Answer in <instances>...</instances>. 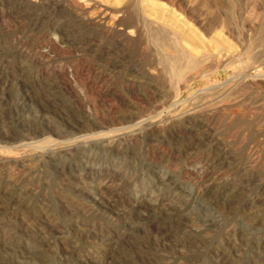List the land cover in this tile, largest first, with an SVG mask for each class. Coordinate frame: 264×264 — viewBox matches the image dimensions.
<instances>
[{"label":"rangeland","instance_id":"1","mask_svg":"<svg viewBox=\"0 0 264 264\" xmlns=\"http://www.w3.org/2000/svg\"><path fill=\"white\" fill-rule=\"evenodd\" d=\"M0 264H264V0H0Z\"/></svg>","mask_w":264,"mask_h":264},{"label":"bare ground","instance_id":"2","mask_svg":"<svg viewBox=\"0 0 264 264\" xmlns=\"http://www.w3.org/2000/svg\"><path fill=\"white\" fill-rule=\"evenodd\" d=\"M111 1V0H110ZM142 1H144V0H142ZM72 3H73V1H72ZM49 4V3H48ZM62 5V4H61ZM59 7V6H58ZM61 7V6H60ZM64 9V8H63ZM75 9V8H74ZM80 9V8H79ZM70 11V10H69ZM80 11V10H79ZM108 16V15H107ZM105 17V16H104ZM194 18V17H193ZM66 31V30H65ZM107 31V30H106ZM62 35V34H61ZM66 37V36H65ZM134 37V36H133ZM54 45H55V43H54ZM165 88V87H164ZM144 120V119H143ZM140 122V121H139ZM142 122V121H141ZM134 124V123H133ZM25 144V143H24ZM51 145V144H50ZM29 147V146H28Z\"/></svg>","mask_w":264,"mask_h":264}]
</instances>
